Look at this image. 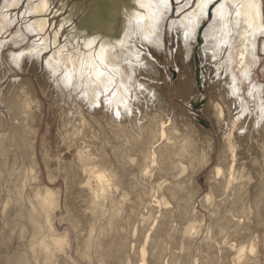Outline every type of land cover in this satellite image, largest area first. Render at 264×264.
<instances>
[{
    "label": "bare ground",
    "instance_id": "6f19581e",
    "mask_svg": "<svg viewBox=\"0 0 264 264\" xmlns=\"http://www.w3.org/2000/svg\"><path fill=\"white\" fill-rule=\"evenodd\" d=\"M54 1L0 0V85L10 77L0 90V264H264V0H75L52 40ZM169 18L177 79L188 74L178 91L200 99L189 82L197 55L218 137L189 112L170 115L165 75L155 77ZM37 86L55 98L42 139ZM14 192L23 205L11 214Z\"/></svg>",
    "mask_w": 264,
    "mask_h": 264
},
{
    "label": "rangeland",
    "instance_id": "374dc122",
    "mask_svg": "<svg viewBox=\"0 0 264 264\" xmlns=\"http://www.w3.org/2000/svg\"><path fill=\"white\" fill-rule=\"evenodd\" d=\"M59 1H61V0H55L54 1V10H56V8H58L57 9V11H56V13L55 14H52V19L50 20V22L48 23V29H47V31L49 32V34H50V36H51V39L53 40L54 39V35H52V34H55L56 33V30H58L59 28H60V25H61V23H62V19L65 17V16H67V13H68V9H70V6L73 4V2L75 1V0H68L67 1V3L65 2L64 3V6H62L61 7V5H59L60 4V2ZM99 0H95L94 1V3L95 4H97L96 6H100L99 4V2H98ZM106 0H103V2L102 1H100V2H102V6L104 5L103 3L105 2ZM62 2V1H61ZM114 3H117L116 1L114 2ZM1 4V3H0ZM56 6V7H55ZM68 6V7H67ZM60 8V9H59ZM68 8V9H67ZM101 8V7H100ZM100 8H98L97 9V13H99V17L97 16V15H95L94 16V18L92 17V20H93V23H95V26H97V27H99V26H101L102 24H104V22H105V20L103 19L102 20V18H104L105 17V15H106V13H105V10H103V9H101V11H100ZM16 12H18V10H15L13 13H16ZM65 12V13H64ZM67 12V13H66ZM60 13V14H59ZM64 13V14H63ZM58 14V15H57ZM62 14V15H61ZM64 15V16H63ZM104 15V16H103ZM54 16H56V17H54ZM61 16V17H60ZM171 18H177V16L176 17H171ZM171 18H169L168 19V21H167V25H166V33H165V37H166V42H167V46H168V49H166V51L164 52V59H163V62L162 63H160V65H158L159 66V68L160 69H156L155 70V77H157L159 80H163V78H164V75H165V78H166V84L169 86V89H170V92H171V101L173 102V104H172V106H171V113H170V115H172L173 114V110L174 111H176V110H178V112L180 113V114H183V115H185V116H187V118H188V115H189V113L191 114V116H193L194 117V120L196 121V123L198 124V125H195V124H193V126H194V128L195 129H197V130H199L200 131V129L203 131V129H204V131H209V132H211L212 131V134H214L216 137H218V133H217V130H218V128L215 126V129H214V126L212 127V125H211V122H210V119L208 118V116L205 114V105H206V102H207V100L210 98V93H213V91H212V88H209V83H210V81L211 80H209V78H208V81L206 80V82H205V84L204 85H202L201 83H200V80H199V75H201L200 73H199V67L201 66L200 64H199V60L197 59V55L196 56H194V58H195V66H194V72H193V75H194V77L192 76V71H190V74H189V76H190V78H189V82H190V92L192 91V90H194V82H196L195 84H196V87H197V92L195 93V95L197 96V95H199L200 96V99L198 100V101H195V100H192V98H191V100L187 103V100L186 99H182V97H181V95H180V93H179V91H178V87H179V83L180 82H182V81H184V80H186L185 78L187 77V73H185V74H183L181 77H180V79H177L178 78V73L176 72L177 71V69H176V63L174 62V60H173V55H175V51L173 50V48H172V51H171V49L169 48V46H170V43H171V41H170V38H169V35L171 34V29H170V26H169V24H170V19ZM72 19V20H71ZM70 19V21H69V23L70 24H74V25H76L77 23H78V21H79V17L77 16V17H73V18H71ZM78 20V21H77ZM55 21V22H54ZM69 23H68V25H63V28H64V30L65 31H67V30H69L70 28H71V26L69 25ZM72 24V25H73ZM247 23H246V21L245 20H243V24H242V29L243 28H245ZM56 26V27H55ZM14 29H15V31H16V28L15 27H13L12 28V33H10L11 31H7V32H5L4 34H3V36H5V39H10V37L12 36V34L13 33H15L14 32ZM60 32V34L57 36V39H58V41H57V45L58 44H63V43H65L64 41H65V38H66V32ZM55 32V33H54ZM86 32V31H85ZM63 33V34H62ZM62 36V37H61ZM39 36H31V38H30V40H32L33 38H38ZM52 40H51V42H52ZM63 40V41H62ZM53 44V43H52ZM200 46V45H199ZM53 47H51V49H52ZM18 50H20V49H18ZM17 50V51H18ZM6 51H7V49H5L4 50V52H3V55H5V53H6ZM49 53H51L50 52V49L47 51V53L45 54V56H46V58H47V56H48V54ZM45 58V57H44ZM5 60H6V57H5ZM210 65H214V64H212V62L210 63ZM2 67H4V68H2L1 69V72L2 73H6L7 71H9L8 70V66L5 64H3L2 65ZM7 67V68H6ZM44 71V69L42 68V69H38V70H36V71H34L33 73H29V74H25V76L26 77H29V78H31L32 80H34V81H36L37 80V77H39V76H41V75H43V71ZM201 72V71H200ZM10 73H12V72H10ZM258 74V75H257ZM20 75H22V74H20ZM11 76H15V75H11ZM163 76V77H162ZM256 77H259L261 80H264V60H263V63L261 64V66L257 69V73H256V75H255ZM16 77V76H15ZM36 78V79H35ZM9 79H10V77H9ZM9 79H3V80H1V85H0V90L1 89H3L5 86H7V84L9 83ZM201 79V78H200ZM187 81H188V79H187ZM4 82V83H3ZM163 85H164V83H162V84H160L159 86L156 84V83H153V84H151V86L150 87H153L154 89H155V91L156 90H161L162 89V87H163ZM211 87V86H210ZM37 89H38V91H39V95H40V98L44 101V103H45V106H44V108L41 110V111H38V114L39 115H41V116H43V120H44V122H43V126H42V134H41V139H42V137H44L45 136V134H46V132H47V122H48V118H49V112H50V108L55 104V98L53 97V98H45V96L41 93V91L39 90V88H38V86H37ZM152 89V88H151ZM149 90V93L148 94H140L139 95V103H137V104H135V110H134V114L135 115H137L138 117H143L144 115H143V113H146V110L152 105L151 104V101H150V93H152V90ZM154 91V90H153ZM207 95V97H206V95ZM162 96H167V93H162L161 94ZM194 95V96H195ZM154 99H155V102H157V101H159L160 99H161V97L159 98V99H157L156 98V95L154 94ZM67 102H68V100H65V104H67ZM53 103V104H52ZM69 103V102H68ZM135 103V102H134ZM189 112V113H188ZM200 119H202V120H204L205 122H206V124L205 123H203ZM196 126V127H195ZM203 126V127H202ZM200 127V129H198ZM43 135V136H42ZM41 141V140H40ZM39 145H40V142H39ZM200 145H201V147H206V145H207V139L206 138H202L201 139V141H200ZM5 146H0V155H1V153L4 155V154H7L6 153V151H4L3 150V148H4ZM219 147V146H218ZM39 148H41L40 146H39ZM40 150V149H39ZM39 155H40V151H39ZM5 156V155H4ZM14 154H12L11 155V157L9 158V163L10 164H13V162H14ZM19 156H21V155H19ZM1 157V156H0ZM12 158V159H11ZM19 159H21V157H19ZM0 167H1V164H0ZM19 167H21V163L20 162H18L17 163V165H16V168H18V170L20 169ZM16 171V173H17V169H15V170H12V172H8V174L9 173H12L11 174V179H9V182H11L10 184H11V188L12 187H14V184H12L15 180H14V178L16 177L15 175H16V173H15V175H13L14 174V172ZM206 175H207V172H202L200 175H199V177H198V179H199V181H200V183H204V179H205V177H206ZM12 176H13V178H12ZM15 176V177H14ZM8 178H10V176L8 177ZM11 180V181H10ZM43 180H45V181H47V174H45L44 175V178H43ZM14 189V188H13ZM16 194V195H15ZM13 196V198H11V202H12V209L10 210V213L11 214H16V210L19 208V207H17L16 208V206H19V205H23V204H17V203H15L16 201L15 200H19V197H21V195L19 196V193L18 192H14L13 194H12ZM18 195V196H17ZM17 196V198H14V197H16ZM22 198V197H21ZM20 198V200L22 201V199ZM15 199V200H14ZM19 200V201H20ZM26 200V199H25ZM23 201L22 203H24V205H26V207H28V208H32V206L30 205V202H27L28 200H26V201ZM20 201V202H21ZM15 203V209H14V204ZM26 203V204H25ZM30 205V206H29ZM14 210V211H13ZM25 210H26V208H25ZM1 218V217H0ZM0 230H1V228H0ZM63 230V229H62ZM16 239H18V238H16ZM14 240V242H12V245L11 246H13L12 248H13V250L14 249H21V250H23L24 249V247H25V243L24 242H21L19 239L18 240ZM5 251V250H4Z\"/></svg>",
    "mask_w": 264,
    "mask_h": 264
}]
</instances>
